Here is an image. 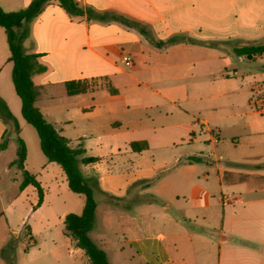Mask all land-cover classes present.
I'll list each match as a JSON object with an SVG mask.
<instances>
[{
    "label": "crops",
    "instance_id": "0c3cea01",
    "mask_svg": "<svg viewBox=\"0 0 264 264\" xmlns=\"http://www.w3.org/2000/svg\"><path fill=\"white\" fill-rule=\"evenodd\" d=\"M31 1L0 0V6L11 12ZM76 1L83 10L81 15H71L56 0L46 4L30 23L24 45L46 67L32 77L38 89L36 106L72 148L81 144L85 157L99 158L80 164L85 177L98 183L97 210L101 195L117 201L122 199L111 193L134 198V189L145 186L140 182L155 170L156 157L162 159L164 173L173 174L165 185L180 188L186 167L192 172L207 159L203 150L187 152L186 145L204 142L214 153L218 181H227L235 197L223 205L224 186L220 185L221 205L233 208L223 212V226L216 235L217 264H264V152L260 151L264 112L254 102L264 97V53L249 58L234 52L264 43V0ZM10 55L6 31L0 26V96L19 125L17 131L13 123L0 118V141L5 132L9 140L0 158L12 147L13 139L29 138L22 134L30 124L22 116ZM257 59L261 64L254 61ZM70 81L87 82L88 90L69 95L66 83ZM226 103L236 114L226 124L231 136L220 139L218 111ZM37 137L31 133V142L26 141L24 169L40 181L43 203L36 207L39 195L33 185L21 188L24 177L8 178L5 186L0 185V237L4 229H11L16 210L17 214H41L39 218L46 217L47 222L56 218L63 228L67 214L83 211L85 196L71 191L64 170L46 158L38 133ZM135 141H145L147 147L134 151L131 143ZM224 143L253 151L220 158L218 144ZM15 159L0 160L7 173L12 168L22 172L13 164ZM12 181L18 184L19 193L8 211L6 196ZM169 198V202L178 199L173 193ZM108 224L106 220L105 226ZM53 225L40 231L31 226L24 229L35 239L37 233L50 235ZM99 230L97 237L104 245L107 237L101 234V227ZM167 237L162 233L154 238L136 236L132 245L146 264H196L168 252L162 242ZM16 242L10 250H18ZM50 251L56 255L58 246Z\"/></svg>",
    "mask_w": 264,
    "mask_h": 264
},
{
    "label": "rangeland",
    "instance_id": "374dc122",
    "mask_svg": "<svg viewBox=\"0 0 264 264\" xmlns=\"http://www.w3.org/2000/svg\"><path fill=\"white\" fill-rule=\"evenodd\" d=\"M254 61L261 64L260 59ZM233 114L235 115L236 111L228 103L218 111L221 118L219 125L222 127L220 139L231 136L232 132L226 124ZM27 126L22 134L29 138L24 140L21 135L26 150V141L29 144L32 140L31 133L36 140L38 138L36 130L31 125ZM195 143L190 147L186 145L187 152L198 153V150H203L207 159L196 164L195 171L191 172L186 167L184 184L180 188L172 190V187L165 185L173 174L164 173V167L160 164L162 159L156 157L155 170L147 179L140 182V184L146 183L145 186L134 189V198L127 199V196L120 197L116 193H111L113 197L122 199L117 201L112 197L101 195V201H98L96 226L90 235L106 251L110 264H146L134 250L132 240L136 236L144 239L154 238L161 233L169 235L162 242L175 258L196 264H217L216 235L221 232L223 226V212L233 208L231 205H221L219 188L221 184L224 186L221 195L234 193V188L227 181L222 183L218 181V173L214 169L217 162L212 148L208 149V144L204 142ZM19 147L20 141L13 139L12 147L7 150L3 158H0L1 162L15 159ZM252 151L249 147L236 148L232 144L226 146L224 143L218 144L217 155L227 159L233 154ZM260 151L264 152V145L260 147ZM220 163L223 164L222 159ZM0 168L2 169L1 186H5L10 177L23 178V172L16 168H12L10 173L5 171V165L0 164ZM10 185L11 188L6 196L8 211L13 208L11 204L15 202L16 194L19 193L18 184L12 181ZM171 193L178 199L169 202ZM146 199L148 200L145 201ZM25 203L27 208L28 200ZM48 213L51 214L49 210ZM12 216L11 229H4L3 237H0V264H91L88 257L77 250L79 247L74 244V240L66 238L63 225L56 223V218L47 222L46 217L39 218L41 214L25 213V211L17 214V210ZM106 220H109V227L105 226ZM48 224H55L49 232L50 235L46 236L45 232L37 233L35 239L29 237L27 228L24 229L26 226H31L33 231H40ZM100 227L101 234L107 237L104 245L97 237ZM172 234H176V237H172ZM12 240L19 242L18 250H10ZM55 245L59 249L56 255L50 251Z\"/></svg>",
    "mask_w": 264,
    "mask_h": 264
},
{
    "label": "trees",
    "instance_id": "16d2710c",
    "mask_svg": "<svg viewBox=\"0 0 264 264\" xmlns=\"http://www.w3.org/2000/svg\"><path fill=\"white\" fill-rule=\"evenodd\" d=\"M53 0H32L31 3L22 9L7 12L0 6V26L7 34L10 48L9 60L13 63L12 78L17 94L21 98V112L24 119L32 125L39 136L40 146L43 154L50 162L58 163L64 170L69 188L74 193L85 196V205L81 214L69 213L64 219V234L75 241L77 247L82 249L91 264H110L106 251L97 244L91 237L90 232L96 223L97 200L95 190L98 183L93 178H87L83 174L80 164H90L97 162L98 157H85V149L79 144L76 148L69 145V140L61 135L57 128L49 122L43 112L36 106L38 89L33 82V75L46 71V67L40 63L39 55L27 53L24 42L30 33V23L43 11L46 4ZM71 15H81L83 10L76 0H56ZM237 55H247L264 53V43L254 44L246 47L235 48ZM87 82L70 81L66 83L67 93L75 95L88 90ZM0 118L5 122L13 123L18 131V121L9 109L5 100L0 96ZM8 133L3 135L0 143V151L8 146ZM20 147L17 159L13 164L17 165L23 172L21 188L33 185L39 195L36 207L40 206L44 200V189L36 176L24 169L26 148L23 141L19 139ZM134 151H141L147 147L145 141H135L131 143ZM199 160V159H194ZM14 246V240L10 243Z\"/></svg>",
    "mask_w": 264,
    "mask_h": 264
},
{
    "label": "built area",
    "instance_id": "2783aa9c",
    "mask_svg": "<svg viewBox=\"0 0 264 264\" xmlns=\"http://www.w3.org/2000/svg\"><path fill=\"white\" fill-rule=\"evenodd\" d=\"M125 63L127 65L131 64V58L130 57H125ZM255 106L257 108V110L259 112H264V97H257L255 99ZM235 199L234 194L233 193H224L221 196V202L224 205H229L230 203L233 202V200Z\"/></svg>",
    "mask_w": 264,
    "mask_h": 264
}]
</instances>
